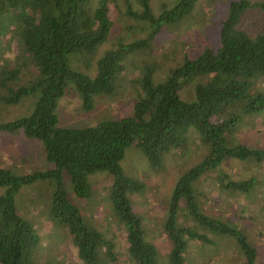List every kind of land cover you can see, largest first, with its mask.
Returning a JSON list of instances; mask_svg holds the SVG:
<instances>
[{
    "label": "trees",
    "instance_id": "16d2710c",
    "mask_svg": "<svg viewBox=\"0 0 264 264\" xmlns=\"http://www.w3.org/2000/svg\"><path fill=\"white\" fill-rule=\"evenodd\" d=\"M198 1L177 0L172 6L163 1L157 14L153 0H0V59L4 60L0 104H32L29 97L34 102L29 114L0 119V133L22 130L27 138L42 141L49 164L45 170L26 174L0 165V186L6 189L0 195V264H38L43 237L35 223L19 213L15 197L22 186L39 180H50L54 186L48 215L65 227L80 260L115 263L116 240L91 223L74 200L94 197L88 175L100 171L113 175L105 196L123 225L126 255L134 264H160L159 248L132 202V196L146 189L145 183L127 175L121 161L127 148L135 145L151 168L163 167L167 154L186 147L192 131L199 134L207 153L181 174L171 193L163 224L171 245L167 264H185L188 239L214 243L209 236L213 232L235 236L245 254L244 264L256 262L257 249L243 231L204 212L196 186L205 172L218 169L224 189L246 192L254 178L228 179L223 161L264 160V149L230 145L228 138L243 115L264 110V90L252 88L256 79L264 84V23L257 32L241 25L254 8L264 10V0H232L220 23L217 47L207 46L193 57L185 54L164 76L157 74V62L143 65L133 78L138 93L132 114L92 127L70 128L60 126L56 111L68 88L80 94L86 111L95 107L97 95L115 94L129 56L147 51L164 26L181 23ZM122 8L123 15L145 22L146 38L129 42L116 34L113 13ZM14 41L18 53L9 60L3 45ZM70 57L95 75L75 69ZM194 83L193 97H181V91ZM181 214L186 223H181ZM201 227L208 229L207 234L198 231Z\"/></svg>",
    "mask_w": 264,
    "mask_h": 264
},
{
    "label": "rangeland",
    "instance_id": "374dc122",
    "mask_svg": "<svg viewBox=\"0 0 264 264\" xmlns=\"http://www.w3.org/2000/svg\"><path fill=\"white\" fill-rule=\"evenodd\" d=\"M167 1L172 6L177 0H153L155 13H159L161 3ZM232 0H200L194 11L178 25H166L151 41V47L145 52L131 54L127 59L128 68L122 73L115 94L111 96L97 95L95 107L86 111L82 97L75 88H68L59 98L57 114L60 126L85 128L97 125L103 120H119L132 114L133 104L137 99V84L133 78L138 76L143 65L157 62V74L164 76L175 66L185 54L192 57L205 47H217L218 31L221 21L226 17L228 5ZM261 1V0H258ZM124 9L113 13L115 16L116 34L125 35L128 41L146 38L149 27L145 22L123 15ZM264 23V10L254 8L243 19L242 26L252 32L261 29ZM106 46L98 52V57ZM3 55L13 60L18 53V43L3 45ZM4 60L0 59V63ZM71 65L82 72L91 74L84 63L79 64L70 57ZM94 64V63H93ZM28 69L20 77L26 79ZM194 84H190L180 93L181 97L190 99L194 95ZM264 90L260 79L254 81L253 87ZM32 104L22 103L5 106L0 104L1 121L13 120L29 114ZM23 131L0 133V165L13 170L16 174H26L45 170L49 167L45 158V146L38 139L27 138ZM229 144H245L252 148L264 149V110L245 114L237 129L229 135ZM207 153L206 147L198 133L189 136L186 147L167 154L164 166L153 169L149 166L145 155L135 146L127 148L121 165L127 175L144 181L146 189L132 196L134 208L144 216V224L149 237L157 244L160 251V264H167L170 242L163 232L167 208L171 193L181 176L187 169L201 161ZM221 168L227 178L247 180L254 178L247 191L224 189L219 179L220 171L205 172L197 183V195L204 212L243 231L249 241L256 247L258 255L254 264H264V160L226 159ZM94 190V197L88 200L74 198L83 210L84 215L109 237L117 242L118 254L113 264H134L126 255V234L123 225L114 217L111 205L106 198V187L113 181V175L100 171L88 175ZM69 184V178L66 179ZM50 180H39L31 185L22 186L16 195L17 210L27 219L33 221L43 239L37 251L38 264H84L77 253L65 227L50 219L48 207L51 203L54 186ZM70 186H67L69 189ZM0 186V195L5 193ZM196 193V192H195ZM181 223H186L181 214ZM200 229V228H199ZM198 231L207 234L208 229ZM214 243L188 239L185 252V264H244L245 254L237 238L232 235L209 233Z\"/></svg>",
    "mask_w": 264,
    "mask_h": 264
}]
</instances>
